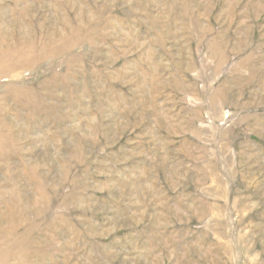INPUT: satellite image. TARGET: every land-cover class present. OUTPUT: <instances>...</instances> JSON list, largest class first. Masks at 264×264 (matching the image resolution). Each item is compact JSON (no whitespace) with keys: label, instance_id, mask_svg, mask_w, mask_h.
Listing matches in <instances>:
<instances>
[{"label":"rangeland","instance_id":"obj_1","mask_svg":"<svg viewBox=\"0 0 264 264\" xmlns=\"http://www.w3.org/2000/svg\"><path fill=\"white\" fill-rule=\"evenodd\" d=\"M0 264H264V0H0Z\"/></svg>","mask_w":264,"mask_h":264}]
</instances>
